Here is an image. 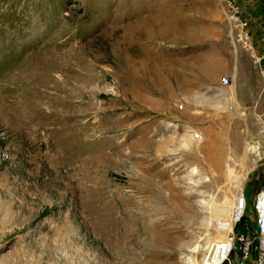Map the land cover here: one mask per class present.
Returning <instances> with one entry per match:
<instances>
[{
	"label": "rangeland",
	"instance_id": "1",
	"mask_svg": "<svg viewBox=\"0 0 264 264\" xmlns=\"http://www.w3.org/2000/svg\"><path fill=\"white\" fill-rule=\"evenodd\" d=\"M222 5L0 0V264H197L242 196L254 230L264 53Z\"/></svg>",
	"mask_w": 264,
	"mask_h": 264
},
{
	"label": "built area",
	"instance_id": "2",
	"mask_svg": "<svg viewBox=\"0 0 264 264\" xmlns=\"http://www.w3.org/2000/svg\"><path fill=\"white\" fill-rule=\"evenodd\" d=\"M222 8L229 21L233 22L236 29V36L240 41L241 47L244 50L252 51L250 41V32L248 24L242 20L238 13V7L234 5V0H221ZM264 44V37H263ZM227 83V80H224ZM259 132L262 140L258 144L264 154V123L260 126ZM243 196L238 200L239 209L245 210L243 207ZM245 201V200H244ZM246 207V202H245ZM253 208L256 214L254 230L249 233L245 230H238L236 233L233 228L227 233L226 243L212 244L207 251V254L197 264H226L229 256L236 250L243 258L252 257L254 264H264V187L257 193ZM243 213H237V210L232 214L234 223L240 220ZM220 247L221 251H216Z\"/></svg>",
	"mask_w": 264,
	"mask_h": 264
},
{
	"label": "bare ground",
	"instance_id": "3",
	"mask_svg": "<svg viewBox=\"0 0 264 264\" xmlns=\"http://www.w3.org/2000/svg\"><path fill=\"white\" fill-rule=\"evenodd\" d=\"M238 200H239V197L238 198H235L234 200H232V203H231V212H230V215H228L226 213V216H224V214L222 213H219L217 212L216 214H214L212 220L215 221V224H216V229L217 231L219 232V234H223L224 232H229L232 230L233 228V222H234V219L233 217L231 216L236 210H237V213H243L244 214V210L242 211L241 209H239V206H238ZM243 207L245 208V201L243 200ZM225 217V218H224ZM220 243H226V237L222 240H219L217 242H214V244H220ZM221 249L220 247H218L217 251H216V254L219 255V253L217 252H220Z\"/></svg>",
	"mask_w": 264,
	"mask_h": 264
},
{
	"label": "crops",
	"instance_id": "4",
	"mask_svg": "<svg viewBox=\"0 0 264 264\" xmlns=\"http://www.w3.org/2000/svg\"><path fill=\"white\" fill-rule=\"evenodd\" d=\"M255 18H257V16H249V21H250V26H251V33H250V41L252 44V50L255 52H257L258 54H261V57L263 56L262 53H264V46H260L259 42H258V38L255 36L254 32H253V23L255 22ZM248 52L250 54H248ZM252 52V51H251ZM250 51L248 50H243V52H241L240 57L242 58L243 62H242V71L247 74V72H249V70L252 67V62L253 60H251L252 58H254L255 56L251 54ZM260 58V57H259ZM263 58V57H262Z\"/></svg>",
	"mask_w": 264,
	"mask_h": 264
}]
</instances>
